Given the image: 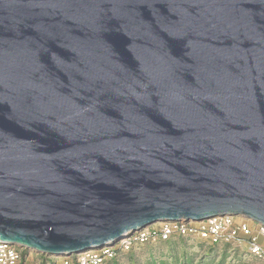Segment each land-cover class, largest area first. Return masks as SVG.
<instances>
[{"label": "water", "instance_id": "95a60500", "mask_svg": "<svg viewBox=\"0 0 264 264\" xmlns=\"http://www.w3.org/2000/svg\"><path fill=\"white\" fill-rule=\"evenodd\" d=\"M222 216L264 226V0H0L2 243Z\"/></svg>", "mask_w": 264, "mask_h": 264}, {"label": "built area", "instance_id": "2783aa9c", "mask_svg": "<svg viewBox=\"0 0 264 264\" xmlns=\"http://www.w3.org/2000/svg\"><path fill=\"white\" fill-rule=\"evenodd\" d=\"M174 236L199 240L209 245L228 244L245 250L264 264V226L242 216H222L200 222L156 223L112 246L79 254L77 260L79 264H102L115 257L116 252L128 251L135 244L168 240ZM68 258L60 257L61 264H71ZM33 260L32 252L0 241V264H42L41 261Z\"/></svg>", "mask_w": 264, "mask_h": 264}, {"label": "rangeland", "instance_id": "374dc122", "mask_svg": "<svg viewBox=\"0 0 264 264\" xmlns=\"http://www.w3.org/2000/svg\"><path fill=\"white\" fill-rule=\"evenodd\" d=\"M170 246V244H158L155 247L138 246L134 248L132 253L130 254L132 258L129 257V254L127 253L120 254L118 256V260L120 261V264H148L150 261H152L153 254L156 255V257L154 258L159 259L161 252L171 251ZM171 254L173 255V258L179 257L182 261L184 259V262L186 263L191 260L193 264H259L243 249L236 248L224 250L220 247L212 249V247L208 243L200 242L197 240L188 241L185 245L179 244L176 250L172 249ZM225 254L226 257L224 258ZM32 257L34 258V260L37 259L42 262L43 260L41 259H45L46 261L43 262L44 264L45 262H50L48 264H61L60 257H56L57 259H59L57 263L52 261L53 258L48 255H38L32 252ZM167 257L168 255L164 258ZM61 258L63 259L64 257Z\"/></svg>", "mask_w": 264, "mask_h": 264}, {"label": "trees", "instance_id": "16d2710c", "mask_svg": "<svg viewBox=\"0 0 264 264\" xmlns=\"http://www.w3.org/2000/svg\"><path fill=\"white\" fill-rule=\"evenodd\" d=\"M193 240H195V239H190V238H187V237H177V236H174V237H171L170 239H168V240H162V239H157V240H155V241H148V242H146V243H140V244H135L130 250H128V251H118V252H116V256L115 257H113L112 259H110V260H108V261H105V262H103L102 264H120V261L118 260L119 258H118V256L120 255V254H129V257H131L130 256V254L132 253V251H133V249L134 248H136V247H138V246H141V247H155V246H157L158 244L160 245V244H170L171 246H170V248H171V251H172V249H177V246L179 245V244H182V245H185L188 241H193ZM197 241H199V240H197ZM200 242H202V241H200ZM211 247H212V249H214V248H222V249H224V250H227V249H236V248H234L233 246H231V245H228V244H216V245H210ZM171 251H169V252H161V254H160V258L159 259H156V258H154V257H156V255L155 254H153L152 255V261H150L148 264H193L192 263V261L191 260H189L187 263L186 262H184L185 260L183 259V261L179 258V257H174L173 258V255L171 254ZM39 255V254H38ZM168 255V257L167 258H164V257H166ZM248 255L251 257V258H253L254 260H256L259 264H262L256 257H254L252 254H250V253H248ZM43 257H45V256H43ZM170 257V258H169ZM226 257V254L224 255V258ZM49 258V257H48ZM68 258V257H67ZM132 258V257H131ZM69 260H68V262H70L71 264H79L78 263V256L77 255H73V256H70L69 258H68ZM41 260H43V262L44 261H46L45 259H41ZM58 260L59 259H57V258H53V260L52 261H54V262H58ZM36 262L37 261H39V260H35ZM42 262V261H41ZM42 262V264H44ZM47 262H45V264H46ZM48 263H50V262H48ZM53 263V262H52ZM134 264V263H133ZM207 264H210V263H207Z\"/></svg>", "mask_w": 264, "mask_h": 264}]
</instances>
